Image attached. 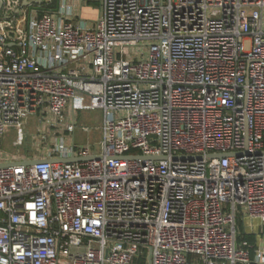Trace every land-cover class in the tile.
Wrapping results in <instances>:
<instances>
[{"label":"built area","instance_id":"obj_1","mask_svg":"<svg viewBox=\"0 0 264 264\" xmlns=\"http://www.w3.org/2000/svg\"><path fill=\"white\" fill-rule=\"evenodd\" d=\"M29 118L50 146L0 151V264H264V0H0V136Z\"/></svg>","mask_w":264,"mask_h":264},{"label":"rangeland","instance_id":"obj_2","mask_svg":"<svg viewBox=\"0 0 264 264\" xmlns=\"http://www.w3.org/2000/svg\"><path fill=\"white\" fill-rule=\"evenodd\" d=\"M95 7L96 3L91 4ZM81 13L84 17H92L94 12L90 9H82ZM245 47L248 46V42L244 43ZM102 123L103 113L100 109H77L76 110V126L74 130V142L77 147H87L98 153L100 151V142L102 139ZM82 126L88 127V131H83ZM68 138L71 137V133L65 134ZM16 138L15 129L8 130L4 135L0 136V151L12 158L21 157H33L41 154L50 146L48 139L42 140L37 132V122L35 118H29L25 130L24 140L21 145H14L13 142ZM236 228L238 231V237L244 239L247 234L244 233V225L240 216L237 218ZM252 235V234H251ZM255 238L254 235H252ZM134 264H140L138 260H135Z\"/></svg>","mask_w":264,"mask_h":264},{"label":"water","instance_id":"obj_3","mask_svg":"<svg viewBox=\"0 0 264 264\" xmlns=\"http://www.w3.org/2000/svg\"><path fill=\"white\" fill-rule=\"evenodd\" d=\"M125 158H128L130 156H124ZM141 157V156H140ZM213 157H221V155H214V154H209L207 155V158H213ZM97 156H88V157H66V158H55V159H47V160H41V159H28V160H23L21 163L23 165H32L40 162H63V163H71V162H80V161H85V160H90V159H97ZM156 157H148V159H155ZM157 158H164L163 156L157 157ZM188 158H201V156H189ZM11 165V163H3L0 164V167H5Z\"/></svg>","mask_w":264,"mask_h":264},{"label":"trees","instance_id":"obj_4","mask_svg":"<svg viewBox=\"0 0 264 264\" xmlns=\"http://www.w3.org/2000/svg\"><path fill=\"white\" fill-rule=\"evenodd\" d=\"M239 238V237H238ZM240 239V238H239ZM245 239H247L250 242H254V238L252 237L251 234H247ZM138 261L140 262V264H146V258H139Z\"/></svg>","mask_w":264,"mask_h":264}]
</instances>
